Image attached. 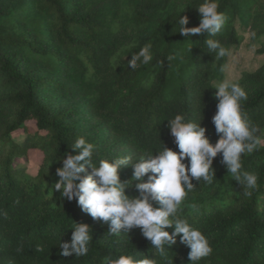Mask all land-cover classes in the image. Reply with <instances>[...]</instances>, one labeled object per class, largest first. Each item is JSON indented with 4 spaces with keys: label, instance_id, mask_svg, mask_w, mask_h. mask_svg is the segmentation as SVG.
Returning a JSON list of instances; mask_svg holds the SVG:
<instances>
[{
    "label": "trees",
    "instance_id": "obj_1",
    "mask_svg": "<svg viewBox=\"0 0 264 264\" xmlns=\"http://www.w3.org/2000/svg\"><path fill=\"white\" fill-rule=\"evenodd\" d=\"M216 2L227 19L214 38L228 54L239 49L245 32L253 40L264 34V0ZM201 3L0 0V264H101L103 257L121 254L155 264H191L190 248L179 236L162 256L139 227L127 235L122 229L120 238L109 235L110 220L93 219L53 185L66 154H75L70 146L77 137L97 146V166L101 159L132 157V164L119 170L122 182L132 181L125 189L130 198L141 196L134 163L162 147L179 151L168 119L183 114L199 121L210 143L218 141L222 134L212 119L218 103L212 86L224 80L228 54L216 59L207 50V33L186 37L177 32L180 14L188 16L187 27L199 25L196 7ZM145 44L152 46V60L128 68L127 60ZM227 80L246 90L242 112L259 138L264 130V59ZM19 130L21 136L15 138ZM16 158L35 164L36 173L16 166ZM241 161L244 171L258 177L251 196L227 173L221 154L213 158L212 183L191 181L194 187L180 215L212 247L196 264H264V142ZM91 172L87 167L85 174ZM74 221L90 226L89 252L63 257L57 242L70 241Z\"/></svg>",
    "mask_w": 264,
    "mask_h": 264
},
{
    "label": "clouds",
    "instance_id": "obj_2",
    "mask_svg": "<svg viewBox=\"0 0 264 264\" xmlns=\"http://www.w3.org/2000/svg\"><path fill=\"white\" fill-rule=\"evenodd\" d=\"M196 8L200 14L199 25L187 27L188 16L180 14L177 32L186 37L207 33V50L215 54L216 59L225 57L228 50L214 38L226 23L225 14L218 10L216 0H203ZM151 47V44H145L138 52L132 53L131 59L127 60L128 68L147 65L152 60ZM192 47L193 44L189 43L187 50L191 52ZM212 87L216 89L214 96L218 100L217 111L212 119L216 132L222 135L212 144L205 135V127L199 121L186 120L183 114L168 119V126L179 151L162 147L158 154L149 152L147 159L133 164V179L141 181L135 185L141 192L140 197L130 198L125 189L132 181L129 180V184V181L122 182L120 179L119 170L132 164V157L101 159L97 166L93 161L97 146L83 136L77 137L70 146L75 154H66L63 166L57 168L59 179L53 189L60 191L61 196L69 201L76 199L82 211L90 214L93 219L105 222L110 220L109 235L120 238L122 229L127 235V231L139 227L144 237L151 241L156 252L162 256L166 250L171 249L179 236L180 242L190 248L188 255L191 264L208 257L212 253L208 238L180 215L181 205L194 187L191 181L195 179L212 183L215 176L213 158L221 154L227 173L243 185L245 196H251L258 177L255 173L243 170L241 157L261 147V140L255 135L257 127L242 112V102L248 99L246 90L231 80H224ZM89 166L92 172L85 174ZM149 173L147 181H143L142 178ZM153 201H158L161 207H154ZM70 227L73 229L70 241L59 239L57 242L61 249L60 255L86 256L92 241L90 226L74 221ZM169 228L173 229L171 234L167 230ZM38 250L43 249L38 246ZM101 264L155 262L149 258L136 261L130 255L121 254L115 258L112 255L105 256Z\"/></svg>",
    "mask_w": 264,
    "mask_h": 264
},
{
    "label": "rangeland",
    "instance_id": "obj_3",
    "mask_svg": "<svg viewBox=\"0 0 264 264\" xmlns=\"http://www.w3.org/2000/svg\"><path fill=\"white\" fill-rule=\"evenodd\" d=\"M243 36L244 39L239 49L231 50L228 54L227 62L224 66V80H227V78H236L242 71L254 68L264 59V54L260 53L261 51L264 52V34L257 36V41L252 39L253 36L249 32H245ZM224 80H216L214 81V84H218ZM20 136V130L14 133L15 138H19ZM259 139L261 140L262 144L264 142V130L262 131ZM31 154L36 156L34 152H31ZM14 164L16 166L24 167V169H26V171L32 175H34L37 171V166L26 161L24 158H16L14 160Z\"/></svg>",
    "mask_w": 264,
    "mask_h": 264
}]
</instances>
